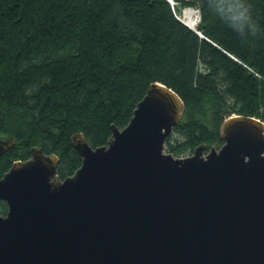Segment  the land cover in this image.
I'll return each mask as SVG.
<instances>
[{"label": "trees", "instance_id": "1", "mask_svg": "<svg viewBox=\"0 0 264 264\" xmlns=\"http://www.w3.org/2000/svg\"><path fill=\"white\" fill-rule=\"evenodd\" d=\"M172 1L198 10L197 32L169 0H0V139L18 142L0 178L39 146L73 176L71 137L108 144L156 83L186 107L165 143L175 157L221 148L234 115L264 122V0Z\"/></svg>", "mask_w": 264, "mask_h": 264}, {"label": "water", "instance_id": "2", "mask_svg": "<svg viewBox=\"0 0 264 264\" xmlns=\"http://www.w3.org/2000/svg\"><path fill=\"white\" fill-rule=\"evenodd\" d=\"M185 109L152 85L108 144L71 137L82 165L62 180L31 148L0 178V264H264V122L230 117L221 148L178 158L165 143ZM17 143L0 139V158Z\"/></svg>", "mask_w": 264, "mask_h": 264}, {"label": "bare ground", "instance_id": "3", "mask_svg": "<svg viewBox=\"0 0 264 264\" xmlns=\"http://www.w3.org/2000/svg\"><path fill=\"white\" fill-rule=\"evenodd\" d=\"M180 19L184 24L189 26L191 29L197 31V26L199 25V21H200V15H198V12L194 8L186 7L184 11L182 10Z\"/></svg>", "mask_w": 264, "mask_h": 264}, {"label": "rangeland", "instance_id": "4", "mask_svg": "<svg viewBox=\"0 0 264 264\" xmlns=\"http://www.w3.org/2000/svg\"><path fill=\"white\" fill-rule=\"evenodd\" d=\"M173 2H175V1H173ZM175 6H176L177 8H179V10H180V14H179L178 16L181 17L182 10L184 11V9H181V6L178 5L177 2H175ZM196 11L198 12L197 9H196ZM198 14H199V13H198ZM234 116H235V115H234ZM3 210H4V208H2V206H1V204H0V215H4V214H3ZM7 210H8V208H7ZM6 213H7V211H6Z\"/></svg>", "mask_w": 264, "mask_h": 264}, {"label": "built area", "instance_id": "5", "mask_svg": "<svg viewBox=\"0 0 264 264\" xmlns=\"http://www.w3.org/2000/svg\"><path fill=\"white\" fill-rule=\"evenodd\" d=\"M169 2H170L171 5L175 6V5H174L175 2H173L172 0H169ZM179 18H180V17H179Z\"/></svg>", "mask_w": 264, "mask_h": 264}]
</instances>
